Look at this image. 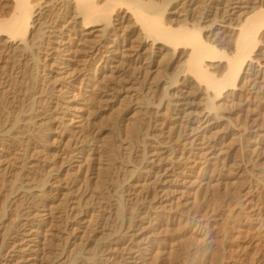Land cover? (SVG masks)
Here are the masks:
<instances>
[{"label":"bare ground","instance_id":"6f19581e","mask_svg":"<svg viewBox=\"0 0 264 264\" xmlns=\"http://www.w3.org/2000/svg\"><path fill=\"white\" fill-rule=\"evenodd\" d=\"M0 264H264V0H0Z\"/></svg>","mask_w":264,"mask_h":264}]
</instances>
